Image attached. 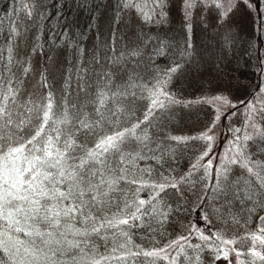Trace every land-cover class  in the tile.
<instances>
[{"label":"snow or ice","instance_id":"1","mask_svg":"<svg viewBox=\"0 0 264 264\" xmlns=\"http://www.w3.org/2000/svg\"><path fill=\"white\" fill-rule=\"evenodd\" d=\"M74 2L0 11V264H264V0Z\"/></svg>","mask_w":264,"mask_h":264},{"label":"rangeland","instance_id":"2","mask_svg":"<svg viewBox=\"0 0 264 264\" xmlns=\"http://www.w3.org/2000/svg\"><path fill=\"white\" fill-rule=\"evenodd\" d=\"M52 0H39V3L45 6V16L47 14V12L49 11L50 5H51ZM0 10L2 11V0H0ZM75 15V19L77 21H75L74 26L72 27V29H74L73 31L78 30L79 27H81V20L84 19L85 17V11L78 9V11L76 12ZM87 19V18H86ZM84 19V20H86ZM237 26L240 29V33L241 36L247 38V33L250 31L251 25L249 24L248 20L243 16V14L239 15L237 17ZM41 24V21H40ZM79 26V27H77ZM77 28V29H76ZM76 29V30H75ZM95 29H92L88 35V39L86 41L87 45L89 47H91L92 43L94 42L95 39ZM258 39L264 41V36H259ZM197 41L198 43H203L205 46L207 45H212L213 46V51L218 52L219 50L215 47V41L211 40L210 38H208L207 36H201L199 34H197ZM260 47L264 48V44H260ZM241 47L240 42H237V53L239 54V48ZM61 48L62 46H57L56 52H55V57L58 60H62L63 56L61 54ZM35 59L40 60L42 59V57L39 54H35ZM157 63L159 64H163L164 61L163 60H159L157 61ZM250 73H252L253 75H249ZM237 80L239 81L240 84H248L249 82H257V77H256V73L254 71H252V69L250 67H245L244 70L240 73V74H236L233 73V85L237 87V94L239 95L240 93H244L245 95L247 94L248 91H250V89H245V88H240L236 82ZM202 83L205 85V87L209 86L208 83V79H204L202 81ZM184 87L187 88V90L189 92L196 90L197 89V83L194 82L192 80V77L189 76L187 80L184 81ZM241 98H243V96H241ZM207 111V109L205 108L203 111H197L196 109L193 110L191 116H187L186 117V122L188 124L193 123L194 120H196L197 118H203L205 115V112ZM242 112V109H241ZM239 117H233L231 120V123L235 124L238 122ZM228 121L225 120L223 122L224 125H228ZM178 126H183L182 124H180L179 121H177ZM230 127V126H229ZM229 127H224L222 126L219 132V142L216 144L215 146V151L216 152H221L224 150L225 148V138H230V131H229ZM186 163L185 161L181 162V166H183V164ZM263 212L260 211V209L258 208H254L249 214H248V227L251 230H256V218ZM197 223H203V221L201 219H197ZM171 231V230H170Z\"/></svg>","mask_w":264,"mask_h":264},{"label":"trees","instance_id":"3","mask_svg":"<svg viewBox=\"0 0 264 264\" xmlns=\"http://www.w3.org/2000/svg\"><path fill=\"white\" fill-rule=\"evenodd\" d=\"M55 2H56V0H52L49 11L46 14V17H49V19L48 20H41V26L45 32L43 39L46 41L48 40V34H47L48 24H52L53 26H55L56 31L59 32L61 26L72 28L75 24V21H77L75 19V15H74L78 11V8L76 7V3L74 2V0H65L64 14L61 17H59V23H57V17L55 15V7L53 6L55 4ZM4 3H5V0H2V8H4ZM88 15L89 14L85 11L84 19H86V18L88 19ZM84 19L81 20V27L86 28L87 27V23H86L87 19L86 20H84ZM77 27H79V26H77ZM81 27H79L78 30H76L77 29L76 28L75 29L76 32H78ZM89 33H88V35H89ZM49 47L52 48V50L49 54L52 56H55L57 46H51L50 41H49V43L46 44V50ZM249 75H253V74L250 73Z\"/></svg>","mask_w":264,"mask_h":264},{"label":"water","instance_id":"4","mask_svg":"<svg viewBox=\"0 0 264 264\" xmlns=\"http://www.w3.org/2000/svg\"><path fill=\"white\" fill-rule=\"evenodd\" d=\"M261 219H264V212L261 213L257 218H256V228L260 226Z\"/></svg>","mask_w":264,"mask_h":264}]
</instances>
